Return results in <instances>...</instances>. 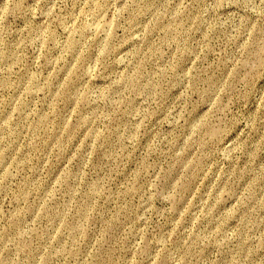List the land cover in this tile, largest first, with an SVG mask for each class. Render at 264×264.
<instances>
[{"label":"rangeland","instance_id":"rangeland-1","mask_svg":"<svg viewBox=\"0 0 264 264\" xmlns=\"http://www.w3.org/2000/svg\"><path fill=\"white\" fill-rule=\"evenodd\" d=\"M0 264H264V0H0Z\"/></svg>","mask_w":264,"mask_h":264}]
</instances>
